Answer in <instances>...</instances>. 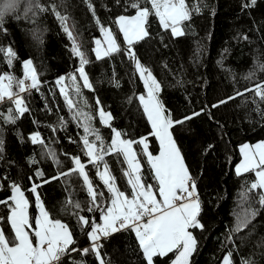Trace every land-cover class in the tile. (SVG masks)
Wrapping results in <instances>:
<instances>
[{"label":"trees","instance_id":"obj_1","mask_svg":"<svg viewBox=\"0 0 264 264\" xmlns=\"http://www.w3.org/2000/svg\"><path fill=\"white\" fill-rule=\"evenodd\" d=\"M39 2L47 11L25 16L27 0H20L17 10L5 17L4 28L0 29V47H11L16 53L11 67L0 53V73L11 72L23 78V62L31 60L41 82L38 90L21 93L28 112L15 123H5L0 118V140H3L0 200L11 195L10 184L15 182L21 185L29 200V213L35 217L36 193L31 188L34 183L39 185L37 193L50 216L70 225L75 247L82 249L90 242L75 213L79 211L80 215L99 222L100 212L87 211L90 197L82 177L60 175L73 167L74 156L87 163L80 139L83 129L77 126L74 112L77 109L91 112L92 125L100 129L105 143H110L112 132L100 123L98 107L111 114V127L125 133L123 138L146 137L148 150L153 154L159 151V143L151 135V125L138 99L145 94L144 83L126 54L127 46L114 23L121 14H135L127 6L128 0H90L95 16L89 9V0ZM186 2L191 5L197 0ZM247 2L201 0L200 11L184 23L185 34L175 38L151 16L149 35L132 45L141 65L160 84L158 98L173 119L192 116L170 129L185 165L196 180L202 208L199 219L204 227L193 230L198 247L190 257V264H222L229 252L234 264L249 259L254 264H264V206L259 203V190L248 191L256 178L254 173L237 175L234 170L241 159L240 146L264 140V100L255 94V86L264 85V71L260 69L264 65V0H256L251 7L244 6ZM53 5L68 17L67 26L90 61L85 71L93 85L91 90L82 87L76 72L79 57L73 55V42L52 11ZM97 20L115 32L121 46L120 52L100 60L92 51L94 40L102 36ZM69 73H75L81 85L79 96L69 82ZM61 76L66 78L63 85L74 102L73 110L61 94L63 85L56 83ZM222 100L226 103H220ZM9 108H14L10 101L0 102V113L6 114ZM34 133H39L43 144L32 143L29 137ZM133 146L140 153L144 180L154 185L156 181L147 158L143 157V146ZM50 150L55 152V160L48 154ZM105 161L117 186L130 193L123 157L112 154L105 156ZM86 170L96 190L104 193L106 204L109 193L96 175V168L88 164ZM37 172L43 175L38 177ZM45 180L50 182L44 183ZM69 200L79 202L83 210L72 207ZM252 210L256 215L249 217L247 224L237 231L240 219ZM7 214V207L0 205V217L6 218ZM0 228L11 236L6 222L0 221ZM99 243L106 264H147L135 234L130 231L113 233ZM172 259L171 253L167 257H154V264H171ZM80 261L99 264L94 254L78 252L62 257L61 264Z\"/></svg>","mask_w":264,"mask_h":264},{"label":"snow or ice","instance_id":"obj_2","mask_svg":"<svg viewBox=\"0 0 264 264\" xmlns=\"http://www.w3.org/2000/svg\"><path fill=\"white\" fill-rule=\"evenodd\" d=\"M255 3L256 0H248L244 6L251 7ZM19 4L20 0H0V29L4 28L5 17L15 12ZM88 6L95 16L90 0ZM127 6L134 9L135 14H121L116 17L114 23L127 46L126 54L135 63L140 79L144 83L146 95H140L138 99L151 125V135L159 141V154L153 155L148 150L146 137L139 140L123 138L125 133L111 127V114L102 107H98L96 114L99 116L100 123L105 127H110L112 132L110 143H105L100 129L92 125L94 117L91 112L77 109L73 118L77 120V126L83 129L80 139L87 163L82 162L80 156H74L72 157L73 167L67 172H61L60 175L78 174L82 177L90 197L87 211L100 212L99 222L94 218L90 219L80 215L79 211L75 213L81 231H86L90 242L89 246L82 249L75 247L76 240L70 225L51 217L41 202L37 193L39 185L34 183L31 188V191L36 193L38 209V215L32 217L29 213V200L21 190V185L12 182L10 184L11 195L0 200V205H4L8 209L6 218L0 217V221L6 222L12 232L9 236L3 228H0V264H61L62 257L70 252H78L80 255L92 253L99 264H106L101 256L99 242L102 237H108L119 231H130L135 234L139 249L147 264H154V257H167L170 253L174 255L171 264H190V257L197 250L198 240L193 230L204 227L199 219L202 208L197 183L185 165L181 151L170 131L174 125L183 124L185 120L192 119V116L178 120L173 119L172 114L167 111L158 98L160 84L151 71L141 65L132 50V45L149 35L148 27L151 23V16L158 19L162 29L170 30L172 37L183 36L185 34L184 23L191 19L193 13L200 11L201 0H197L191 5L186 0H128ZM45 11L47 9L40 4L39 0H27L25 16L28 13L36 16ZM52 11L73 42L71 49L73 55L79 57V67L76 72L79 74V80L83 82L82 87L91 90L93 85L85 71V66L90 61L86 53L81 50L82 46L77 43V38L67 26L68 17L57 11L55 5L52 6ZM96 23L100 26L103 43L106 45V47H102L100 39L94 40L96 47L92 51L95 53L96 59L100 60L120 52L121 46L115 32L103 26L99 20ZM0 53H3L5 61L11 67L16 53L11 47L6 49L0 47ZM260 69L264 71V65H261ZM68 78L74 88L75 95H81V85L77 82L75 73H69ZM65 79L64 76L59 77L56 81L57 85H63ZM40 83L31 60L23 62V78H18L11 72L0 73V102L7 100L14 105V108H9L6 114L0 113V118H3L5 123H15L17 119L28 112L29 109L21 93L33 89L38 90ZM60 91L65 96L69 109L73 110L75 105L69 94L65 92V86H61ZM247 91H252V89H247ZM237 94L242 95V93ZM255 94L264 100V85L257 84ZM232 98L229 97V99ZM220 103H226V101L222 100ZM96 104L100 105L99 99ZM193 115L196 116L199 113H193ZM61 126H63V121ZM29 138L33 144L44 143L40 139L39 133H34ZM134 144L143 146V157L147 158V164L156 181L154 185L144 180L140 153L134 150ZM2 146L3 140H0V151L3 150ZM240 151L243 159L236 166V173L237 175L254 173L256 179L251 183L248 191L259 190V203L264 206V142L255 145L244 144ZM48 154L54 160L56 159L55 152L50 150ZM112 154L122 156L124 163L127 164L124 175L131 188L130 193H126L117 186L116 178L105 161V156ZM88 164L96 168V175L109 193L106 204L103 200L104 193L96 190L89 177L86 170ZM101 164H103V171H101ZM36 175L39 177L43 174L37 172ZM29 179L33 178L29 177ZM69 204L77 210H83L79 202L69 200ZM255 215V210L246 211L237 224L236 230L239 231L247 224L249 217ZM74 264H84V262H74ZM222 264H234L231 252L224 255ZM241 264H254V262L249 259L242 261Z\"/></svg>","mask_w":264,"mask_h":264},{"label":"rangeland","instance_id":"obj_3","mask_svg":"<svg viewBox=\"0 0 264 264\" xmlns=\"http://www.w3.org/2000/svg\"><path fill=\"white\" fill-rule=\"evenodd\" d=\"M97 39H100L101 40V42H102V44H101V46L102 47H106V45L103 43V36H101L100 38H97ZM94 47H96V45H95V43H94ZM93 47V48H94ZM95 54V53H94ZM138 74H139V72H138ZM139 76H140V74H139ZM64 86V85H63ZM66 91V90H65ZM142 95H146V89H145V94H142ZM260 142H264V140H262V141H258V142H255V143H245V144H248V145H255V144H257V143H260ZM158 143H159V141H158ZM242 145H244V144H242ZM241 145V146H242ZM241 146H240V148H239V150L241 149ZM134 147V146H133ZM135 150V149H134ZM159 150H160V147H159ZM159 154V151L156 153V154H153V155H158ZM240 155H241V159H240V161H239V163L238 164H240L241 163V161H242V159H243V156H242V153H241V151H240ZM237 164V165H238ZM236 165V166H237ZM236 166H235V168H234V170H235V173H236ZM38 210V209H37ZM37 215H38V213H37Z\"/></svg>","mask_w":264,"mask_h":264},{"label":"crops","instance_id":"obj_4","mask_svg":"<svg viewBox=\"0 0 264 264\" xmlns=\"http://www.w3.org/2000/svg\"><path fill=\"white\" fill-rule=\"evenodd\" d=\"M156 195H157V198H159V197H158V193H156ZM37 213H38V210H37ZM102 238H103V237H102Z\"/></svg>","mask_w":264,"mask_h":264}]
</instances>
